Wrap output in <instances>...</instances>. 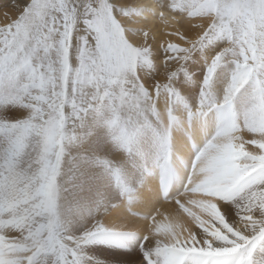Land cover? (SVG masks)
Instances as JSON below:
<instances>
[{
	"label": "snow or ice",
	"instance_id": "snow-or-ice-1",
	"mask_svg": "<svg viewBox=\"0 0 264 264\" xmlns=\"http://www.w3.org/2000/svg\"><path fill=\"white\" fill-rule=\"evenodd\" d=\"M0 16V264H264V0H0ZM177 166L176 197L196 176L220 217L187 234L139 206L157 178L174 200ZM137 171L73 231L91 181Z\"/></svg>",
	"mask_w": 264,
	"mask_h": 264
},
{
	"label": "bare ground",
	"instance_id": "bare-ground-1",
	"mask_svg": "<svg viewBox=\"0 0 264 264\" xmlns=\"http://www.w3.org/2000/svg\"><path fill=\"white\" fill-rule=\"evenodd\" d=\"M137 2L141 3V4H148V3H150V0H137ZM146 17H147V19L142 21V22H151L152 20H155L157 18L155 16V14H153L151 12L146 13ZM3 24H4V19L2 16H0V26H2ZM214 54L215 53L213 52L212 55H214ZM200 143L202 145V141H200ZM113 155H114V157H116L118 154L116 153V155L115 154H113ZM183 155L185 156V159H186L188 165L190 166L191 160H192V158H194L195 152L192 151L191 149H188V150L183 152ZM177 171H178V173L182 179L186 178V176H187V169L186 168H182V167L178 166ZM139 175H140V173H139ZM139 175H138V177H139ZM123 178H124L123 182H125L126 179H125V177H123ZM95 182H96V180H95ZM129 183H131V181ZM192 183H193V188H190L187 192L182 193L179 197H176V196H178V195H176L177 192L175 191L176 192L175 193L172 191L168 198L169 199L174 198V200L168 201V202H162L160 200V194L158 191L157 179H156L154 182V189L155 190L149 191L148 189H145L144 192L142 193L141 204L139 205L142 213L150 216L152 214V212H154L157 209L156 219L159 221H164L166 223H170L174 229H176L177 231H179L182 234H187L188 232L196 231V221L197 220L208 221L211 218L220 219L219 212L215 206L216 202H215L214 194L207 192V191H204V190H201L199 188H195V185H197L199 183L198 177L194 176ZM100 184L102 185L101 182H100ZM103 184H105V183L103 182ZM92 185H94L93 188L95 186L97 188L100 187L97 184V182L92 183ZM135 186H136V183L134 184V188H135ZM102 187H103V185H102ZM113 187H115V186H113ZM104 190H106V189L103 188L102 191H104ZM96 191H99V190L97 189ZM92 192H91L89 201L93 198V202H91V203L87 202L86 206L83 207L81 213L79 214V219H78L79 220V232L82 231V230H80V227H82L84 225V223L87 222V220L89 219L90 216H93L94 219L96 218L95 207H96V203H97L98 199H97V195L93 196ZM96 194H97V192H96ZM105 195H107V196L105 198L103 197L101 200H106L109 202H116V201H119L121 198V192L116 194L115 196L112 195L113 196V198H112V196L110 195V192H107V190H106L103 193V196H105ZM95 198H96V200L94 201ZM177 200L179 201V205L176 202ZM227 207L230 208V205ZM96 209H97V207H96ZM93 213H94V215H93ZM229 218L231 219L232 217L230 216ZM89 221H90V219L88 220V224L86 223L87 226H89L91 224V222H89ZM128 223L131 227H134L137 230L143 231L145 228H147V222L136 221L133 218H129Z\"/></svg>",
	"mask_w": 264,
	"mask_h": 264
},
{
	"label": "rangeland",
	"instance_id": "rangeland-1",
	"mask_svg": "<svg viewBox=\"0 0 264 264\" xmlns=\"http://www.w3.org/2000/svg\"><path fill=\"white\" fill-rule=\"evenodd\" d=\"M115 155H116V153H114ZM118 155L116 156V157H114V155H113V159H119V156L121 155H119V153H117ZM99 170V169H98ZM97 170V171H98ZM110 173V174H109ZM138 175H139V171H137L136 173H135V175L133 176V175H128L127 176V174L125 175V179L127 180H125L126 182H130L131 181V183H129V184H131V186L134 188V184L137 182V180H138ZM138 177V178H137ZM106 178V179H105ZM123 179L124 178H121V180H119L118 181V179H117V177L113 174V173H111V172H106V173H104L103 174V176H102V178H100V179H97L96 180V182H97V184L100 186H98L99 188H97L96 186L93 188V186L94 185H92V183H96L95 182V180L94 181H91L90 183H91V185H92V194H93V196H95V195H97V199H98V201H100L103 197L105 198L107 195H105V196H103V193L107 190V192H110V195L112 196H115L116 194H118V193H120L121 192V188L118 186V184L120 183V184H122V182H123ZM117 180V181H116ZM100 182L102 183V185H103V187H102V185L100 184ZM103 182L105 183V184H103ZM113 183V184H112ZM124 183V182H123ZM133 184V185H132ZM108 185V186H107ZM113 186H115V187H113ZM112 187V188H111ZM136 187V186H135ZM96 188V189H95ZM103 188L104 189H106V190H104V191H102L103 190ZM95 189V190H94ZM99 190V191H96V190ZM102 189V190H101ZM102 192H101V191ZM115 192H114V191ZM97 192V194H96V192ZM99 192V193H98ZM102 195H101V194ZM92 196V197H93ZM113 196H112V198H113ZM111 198V199H112ZM89 199H90V197L88 198V200H87V202H89V203H91V202H93V198L89 201ZM108 199V198H107ZM96 200V198L94 199V201ZM98 201H97V203H98ZM97 203H96V207H97ZM96 207H95V210H96ZM85 210V209H84ZM95 213V212H94ZM94 213H93V215H94ZM79 215L78 216H76V217H74L73 218V220H74V222H73V224H72V229H73V231H75V232H79ZM88 219V218H87ZM89 219H90V221L89 222H93L92 220L94 219V217L93 216H90L89 217ZM88 219V220H89ZM88 220H87V224H88ZM86 223H84V225L82 226V227H80V230H84L85 228H86V226H87V224ZM85 226V227H84ZM99 247V246H98Z\"/></svg>",
	"mask_w": 264,
	"mask_h": 264
}]
</instances>
